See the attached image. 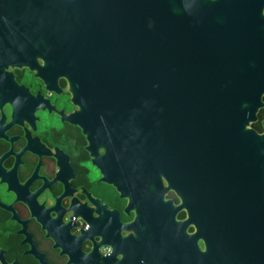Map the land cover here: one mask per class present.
Masks as SVG:
<instances>
[{
	"label": "flooded vegetation",
	"instance_id": "obj_1",
	"mask_svg": "<svg viewBox=\"0 0 264 264\" xmlns=\"http://www.w3.org/2000/svg\"><path fill=\"white\" fill-rule=\"evenodd\" d=\"M190 21L227 56L258 60L264 92V0H191ZM31 47L0 45V264H264L260 139L221 206L183 203L164 171L149 195L132 177L130 106L81 99L64 60Z\"/></svg>",
	"mask_w": 264,
	"mask_h": 264
},
{
	"label": "water",
	"instance_id": "obj_2",
	"mask_svg": "<svg viewBox=\"0 0 264 264\" xmlns=\"http://www.w3.org/2000/svg\"><path fill=\"white\" fill-rule=\"evenodd\" d=\"M190 3L0 0V45L57 55L81 99L130 106L132 177L145 193H160L164 171L179 180L183 203L194 194L219 207L237 192L240 167L242 174L257 163L258 139L264 156V132L251 127L264 92L258 60L227 56L213 39L195 37Z\"/></svg>",
	"mask_w": 264,
	"mask_h": 264
}]
</instances>
